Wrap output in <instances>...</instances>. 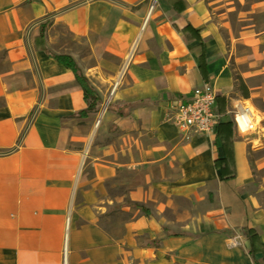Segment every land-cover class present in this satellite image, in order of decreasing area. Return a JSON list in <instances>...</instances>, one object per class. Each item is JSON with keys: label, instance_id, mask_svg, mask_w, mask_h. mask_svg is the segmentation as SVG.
<instances>
[{"label": "crops", "instance_id": "crops-1", "mask_svg": "<svg viewBox=\"0 0 264 264\" xmlns=\"http://www.w3.org/2000/svg\"><path fill=\"white\" fill-rule=\"evenodd\" d=\"M235 1L0 0V264L264 261V208L244 192L254 138L232 112L264 99L250 15L264 0L241 14L234 40L251 54L234 67L220 23ZM42 27L99 92L97 111L78 116L83 89ZM205 82L221 119L186 134L169 107ZM244 227L259 232L254 258Z\"/></svg>", "mask_w": 264, "mask_h": 264}, {"label": "built area", "instance_id": "built-area-1", "mask_svg": "<svg viewBox=\"0 0 264 264\" xmlns=\"http://www.w3.org/2000/svg\"><path fill=\"white\" fill-rule=\"evenodd\" d=\"M155 2L153 1L143 23L147 24ZM219 91L210 82H205L170 105L171 117L178 128L186 133H210L219 122L221 114L217 110ZM254 106L237 101L233 108L234 120L239 131L245 135L254 133L258 129V114ZM241 241L234 238L232 245H240Z\"/></svg>", "mask_w": 264, "mask_h": 264}, {"label": "rangeland", "instance_id": "rangeland-1", "mask_svg": "<svg viewBox=\"0 0 264 264\" xmlns=\"http://www.w3.org/2000/svg\"><path fill=\"white\" fill-rule=\"evenodd\" d=\"M252 1L254 0H246V2L241 3L240 0H236L229 6L231 7V10H229L228 13L223 18H221L222 21L220 23V33L222 35V38H224L227 43L228 50H231V48L233 50L230 53L228 51L229 54L227 55L230 56L232 66L234 67L238 65L237 58L246 57L251 54V47L248 44L234 40V37L239 35L242 27L246 23L245 21L241 20V14L250 8V3ZM225 8V6H222L221 10H224ZM247 15H249V13H247ZM250 15L253 16V19L258 22L260 27H264V11L258 13L254 12ZM245 65H247V62H245ZM239 72L240 70H238V73ZM247 103L253 105L254 109L257 110L256 112L259 116V123L256 132L250 133L249 135L244 134L245 136H253L254 138L251 140L252 146H250L249 153L251 168L253 172V180L244 188V192L250 193L253 199L258 202L262 208H264V135L260 137L258 133L259 128H261L264 124V122L262 121V114L264 112V99L253 98ZM220 119L221 116L219 118V121ZM121 217H124V215H122Z\"/></svg>", "mask_w": 264, "mask_h": 264}, {"label": "trees", "instance_id": "trees-1", "mask_svg": "<svg viewBox=\"0 0 264 264\" xmlns=\"http://www.w3.org/2000/svg\"><path fill=\"white\" fill-rule=\"evenodd\" d=\"M40 41H42V47L45 49L46 52L57 62L62 64L68 69H71L75 76L77 83L82 87L84 92V99L87 103V107L83 110H81L78 113V116H87L90 112L97 111L99 109L100 103L102 101V98L97 91V89L94 87V85L91 83L90 79L84 74L76 60L69 54H55L48 50V48L45 45L44 42V27H42V32L40 36ZM241 86H243V81L240 83ZM245 96H248L244 93ZM135 206L138 208H141L147 215H148V209L139 203H134ZM244 234L248 237L251 243V248L249 250V254L254 258L257 251H259V248L257 246L259 241V232L254 228H248L244 227ZM254 264H264V261H259L254 258Z\"/></svg>", "mask_w": 264, "mask_h": 264}]
</instances>
